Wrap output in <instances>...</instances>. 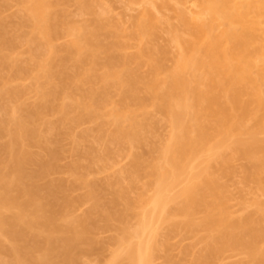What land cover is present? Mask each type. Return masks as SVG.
Returning <instances> with one entry per match:
<instances>
[{
	"label": "bare ground",
	"instance_id": "bare-ground-1",
	"mask_svg": "<svg viewBox=\"0 0 264 264\" xmlns=\"http://www.w3.org/2000/svg\"><path fill=\"white\" fill-rule=\"evenodd\" d=\"M8 1L0 0V84L2 82L4 96L10 98H7L10 100L8 105L12 106L11 101L15 103L8 115L4 114L7 117L0 118V264H73L79 248L91 240L87 222L91 223L94 212L95 218L96 212L99 213L109 226L113 221H124L129 213L135 212L139 217L138 225L134 231L122 230V240L127 241L128 246L126 253L117 257L129 264H150L157 247L152 239L144 242L142 233L157 208L171 202L175 203L176 210L172 213L175 218L171 219L174 229L195 231L199 227L209 233L208 255L205 254L204 262L218 257L228 248L241 245L253 264H264V208L261 202H256L263 208L259 206L260 213L263 211L261 219L256 221L252 215L234 219L225 206L215 178L206 170L190 172L177 196L165 194L192 157L215 150L226 161L229 156L225 153L229 147L231 150L236 147L237 150L232 151L257 161L256 174L252 175L259 177L258 188L264 193V140L257 138L264 131V0H193L194 10L183 19L184 35H177L175 39L181 50L175 68L168 76H161L160 65L142 54L140 63L151 65L147 77L129 69L137 62V57L116 53L125 46L122 40L117 38L107 44L100 40V36L108 32L103 17H96L91 27L80 33L58 15L57 4L51 9L52 1L20 0V11L28 17L26 21L29 19L31 30L19 32L18 27L14 30L19 33L14 34V31L10 32L12 21L4 16ZM78 3L83 11L90 6L87 0H78ZM148 26L145 21H137L140 40L146 36ZM63 35L73 38L68 43L56 45V39ZM42 40L46 43L44 50H41ZM21 41L31 45V49L28 48L35 62L33 67L20 63L21 59L15 55V48L17 45V49L20 48ZM102 52L109 69L88 70L90 64L101 65L98 55ZM144 57L147 58L143 60ZM70 61H76L77 66L72 68ZM9 67L11 74L5 72ZM27 77L34 79L38 89L39 100L34 104L25 100L29 90L25 85L13 84L14 80ZM113 79L119 81L123 90H119V102L109 108L112 102L108 90ZM140 83L160 101V110L179 124L160 150V161L147 166L139 163L133 171L148 169L146 184L152 187L153 195L146 197L141 193L137 199H130L121 188L111 190L112 197L106 199V183L98 186L97 182H91L76 164L65 166V174L76 177L71 183L50 177L57 172L64 174L59 164L62 141L59 142L58 137L64 127L68 126V131L75 125L80 126L83 120L92 121L94 129L82 133L81 138L88 140L94 130L96 139L104 141L101 142L106 154L111 152L112 142H125L137 136L133 126L140 122L134 108L144 106L138 94ZM68 97L74 98L71 103L65 102ZM50 114L56 117L49 118ZM125 121L132 123L131 128L124 126ZM110 125L114 130L107 134L105 127ZM68 132L64 131L63 136ZM237 134H248L251 139L248 143L237 140L231 145L216 139L217 136L230 139ZM3 135L8 136L7 141H1ZM29 146L41 147L45 153L39 148L40 155L37 156ZM87 157L91 161L92 153ZM29 164L34 167L28 169ZM11 184L17 187L12 188ZM77 185L86 189L77 202L92 203V210L78 220L79 228H75V223L71 224L70 218L64 217V210L61 215L63 204H60L63 197L71 199L69 191ZM12 189L17 191L15 195ZM68 204H64V209ZM120 204L124 205L123 210L116 208ZM198 213L204 214L200 224L195 221ZM2 236L7 239L3 240ZM135 239L138 240L132 241Z\"/></svg>",
	"mask_w": 264,
	"mask_h": 264
},
{
	"label": "rangeland",
	"instance_id": "rangeland-1",
	"mask_svg": "<svg viewBox=\"0 0 264 264\" xmlns=\"http://www.w3.org/2000/svg\"><path fill=\"white\" fill-rule=\"evenodd\" d=\"M50 1L54 3L53 8L51 9H54V5L57 4L58 6H55L58 9L56 8L55 11L57 10V13L59 12L58 15H62L64 22L70 24V26L77 28L80 33H85L91 27L92 22L96 17H103L107 25L108 32L106 31L107 33L105 32V34H102L100 36V40L104 44L110 43L117 38L120 41L122 40L125 43V46L116 50V53L120 55H130L137 57V62L133 63L129 67V69L134 70L142 77H147L151 72L150 63H140L142 54L149 56L151 58L150 61H155L158 63V65H160L161 76H168L170 72L175 68L177 59L181 51L178 48L179 45L177 43V40H175L176 36L184 35V32L186 30L183 20L184 16H190V10H194V7L196 6L195 4V6L193 5V0H184L183 2L182 0L181 2H179L180 0H177L179 2H176L177 4L175 3L176 0H87L90 6L88 10L83 11L78 3V0ZM10 2L11 0L8 1V5H6L4 8V16H8V20H11L13 23H10L11 21L9 22L10 26L12 25V30L10 29V32H15V30H17L19 27V32L25 31L24 33H29V31L31 30V23L30 21L29 23L27 22L29 19L26 21L28 17H25L23 15V12L20 11V9L22 8L21 4H19L20 0L16 1L17 4L14 2V0L11 2L12 4ZM186 9H188L189 12H187ZM19 12H22V14H18ZM22 15L25 17V20L22 19ZM25 21L26 24H24ZM137 21H145L149 25L147 34L142 40H140V38H138L137 36ZM21 24H23V26H21ZM20 28L22 29L20 30ZM16 32L19 33L18 31ZM16 32L14 34H17ZM72 38V35H63L61 37H58V39H56L54 43L56 45H63L70 42ZM19 43V45H21L19 46L20 48L17 49L18 45L15 48V50H17V52H15V55L17 57L19 56L18 58H16L18 60L19 58L21 59L19 60L20 63L25 64L26 66L29 65V67H31L30 65L32 64L33 67V64L35 62H33L34 60H32V57H30L32 56L30 54L31 52H29L31 51V45L27 42L23 43V41ZM42 43L45 44H41L42 47L45 46L46 48L45 40H42ZM85 47L86 45H84V48ZM42 49L44 50V47L41 48V50ZM17 53L19 55H17ZM98 56L101 65L98 67H94L92 66V64H90L87 66L88 70L90 69V71L94 72L96 69L101 72L109 69V67H107L104 63L106 55L102 52ZM146 58L147 57H144L143 60ZM69 64L72 68L74 66H77L76 61H70ZM116 68L121 69L122 67L117 66ZM125 69L128 70L127 68ZM8 70L9 71L5 72L12 73L10 67ZM111 70H113V67L111 68ZM122 72L124 74L126 73L123 70ZM187 77L190 78L189 73L187 74ZM24 79H22L23 81L20 79L17 81L14 80V82H12L15 86L18 85L22 87L25 85V88L29 89L28 94L26 95L27 97H25V100L28 104L37 103L39 100L37 94L38 89H36V85L33 81L34 79L30 77ZM86 87H88V85H86ZM119 90H123V88L121 87L118 80L113 79L112 85L108 90L109 98L112 102L109 105V108L111 107V105H113V103L117 104L119 102ZM3 93L4 92L1 82V119L7 117L4 116V114L7 113L8 115L9 110H12L11 107L13 108V105L15 103L14 101H11L12 106L10 104L9 106L8 102L10 100L8 101L7 99L9 97L4 96ZM138 94L139 97L143 100L144 106H142L141 108H134V110L136 111V118L140 122V125H136L135 127L133 126V129H135L137 135L134 139H128L125 142H112L111 152L106 154L107 152L105 153L104 143L101 142L103 140L96 139L95 136L97 132H94V130H92V135L90 136V138L88 137V140L86 138H81L82 133L87 130L94 129L95 124L92 121L83 120L80 126L75 125L74 127L72 126L73 129L69 128L68 131L71 130L70 132L66 131L68 126L64 127L63 130L65 132H68V134H70L72 138L71 136L68 138V134L64 133V135L66 136L65 138V136H63L64 131H62L61 134V128L60 130H58V132L60 131V133H58V137L60 136L59 142L62 141V144L60 146L62 153H60L61 157L59 158V164L60 167L63 168V170H61L62 172L64 171V174L57 172V174L53 173L54 175H51L50 177L55 179L63 178L62 180H66V182L70 181L68 183H71V180H74V178L76 177L74 176L73 178L71 177V175L65 174L67 170L66 168H68L69 165L76 164L75 166L79 169V171L84 172L83 174L91 182H97L98 186H105L106 183V185L110 189L109 191L107 186H105L107 188L104 189L107 190L105 191L106 199L112 197L110 195L111 193H109L111 192V190L119 191V189L121 188L126 190V193L130 199H137V197L140 196L141 193L146 197L152 196L153 189L151 186L146 184L149 181V179L145 176V172L148 169L143 168L142 170H138V172L136 173L133 171L134 169H136L139 163L147 166L153 162L160 161V150L170 140L172 133L179 127V124H175L171 117L167 116L160 110V101H157L156 98H153L154 96L146 89L145 84H139ZM73 99L68 97L65 102L71 103ZM49 116V118L56 117L54 116V114L53 116L52 114H50ZM124 126L126 128H131L132 123L125 121ZM69 127L71 126L69 125ZM106 127L105 129L106 131H108L107 134H110V132L114 130V127H112L111 125L110 127ZM3 136L5 137H1V141H7L8 136ZM257 138L260 140H264V131L260 132L257 135ZM216 139H222V143L224 145H227L225 143L234 144L233 142L237 140H240V142L245 141V143H248L251 137L248 134H237L234 136H230V139H225L222 136H217ZM229 144L228 146L231 145ZM39 148L43 151V153H45L41 147L36 148L35 146H29L30 151L32 153H37L35 154L37 156L40 155ZM229 148L225 153V155L227 154L229 156L227 158L228 160L226 161L220 158V156L218 155L219 152L216 153L217 151L215 150L203 151L200 152L197 156L192 157V159L189 160L184 171L179 174L178 180L175 181L173 185L165 192L166 196H177L187 182L190 172L206 170L211 176L215 178V181L217 182V185L219 186V189L224 197L225 206L234 219H238L248 215H252L253 219L255 218L256 221L258 219H261L262 213L264 211V193L262 194V192H260V189L258 188L259 185L257 184V181L259 180V177H253L254 173L256 174L254 166L256 165L257 161L255 163V159L251 160L249 158L243 157V155L241 156V153H235V151L237 150L235 149L236 147H232V150L235 151H232ZM87 153L90 154V157L92 153L94 157H92V159L94 160L91 159L90 161V159H88L89 156L87 157ZM42 156H44V154ZM27 167L28 169H32V167L34 166H31V164H29ZM78 169L76 170L78 171ZM250 172L252 173L250 174ZM262 176L263 175H261L260 177ZM15 183L16 182L14 181V185ZM12 184L11 186L13 188L14 185ZM78 186L79 185L71 188L72 190L74 189L73 191L70 189L72 193L69 191V193L71 194V196L70 194L69 196L72 201L71 199H69V197V201L64 197L63 202L60 201V204H63L61 215L65 211L64 217L70 218L71 220L68 218L67 220H70L72 222L71 224L75 223V228L76 226L79 228V224L81 225V223H78V220L80 219L81 221L84 216H86V214H88L92 210V203H78V198H80L86 191V189H83L84 187ZM15 187L17 186H14V188ZM12 190L13 195H15L14 193L16 190ZM59 199H62V197H60ZM73 200L76 203H74ZM64 201L66 204L69 203L66 206V209H64ZM257 201L262 203V205L260 203L259 204L263 208H261V206L256 203ZM259 206L261 209H263L261 213V209L259 208ZM123 207L124 205L121 204L119 207L116 206V208H122V210ZM138 210L139 209H137L136 211L139 212L140 210ZM175 211V203L173 202L168 203L167 205H160L155 211L154 217H149L146 222L145 230L142 233L144 242L152 239L157 247L151 255L150 264H253L250 260V257L244 251L241 245L230 249L228 248L218 257L210 258L209 261L204 262V259L207 257L206 255H208V251L206 252V249L207 242L209 241V233L205 229L199 227L195 231L174 229L172 226L173 221L171 219L174 217L173 214L175 213ZM94 214L95 212L92 214L93 218H90L91 223L90 221L87 222V225L91 231V233H89V239L91 240L88 243H83L79 248L76 253L77 255H75L76 261H74V263L129 264L127 260L118 259L117 255H123L124 252L126 253L128 246V242L124 241V239L122 240V230L128 229L134 231V229L138 225V215L136 216L135 212L134 214L133 212L132 214L129 213V216H127V219H125L124 221H113L111 226H109L108 224H106L108 225L106 226L103 217L96 212L97 217L95 218ZM99 216H101L102 219H100ZM203 216V213H198L195 216L196 224L201 223V221L203 220ZM4 238L6 237H3L2 239L4 240ZM137 240L138 239L132 241ZM5 242L10 244L6 240ZM263 247L264 244L262 248Z\"/></svg>",
	"mask_w": 264,
	"mask_h": 264
}]
</instances>
